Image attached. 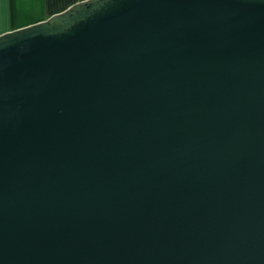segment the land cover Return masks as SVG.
Listing matches in <instances>:
<instances>
[{
    "label": "water",
    "instance_id": "1",
    "mask_svg": "<svg viewBox=\"0 0 264 264\" xmlns=\"http://www.w3.org/2000/svg\"><path fill=\"white\" fill-rule=\"evenodd\" d=\"M0 264H264V0L0 34Z\"/></svg>",
    "mask_w": 264,
    "mask_h": 264
},
{
    "label": "crops",
    "instance_id": "2",
    "mask_svg": "<svg viewBox=\"0 0 264 264\" xmlns=\"http://www.w3.org/2000/svg\"><path fill=\"white\" fill-rule=\"evenodd\" d=\"M82 0H0V34L43 21Z\"/></svg>",
    "mask_w": 264,
    "mask_h": 264
},
{
    "label": "rangeland",
    "instance_id": "3",
    "mask_svg": "<svg viewBox=\"0 0 264 264\" xmlns=\"http://www.w3.org/2000/svg\"><path fill=\"white\" fill-rule=\"evenodd\" d=\"M5 33V32H4ZM1 34H3V33H1Z\"/></svg>",
    "mask_w": 264,
    "mask_h": 264
}]
</instances>
